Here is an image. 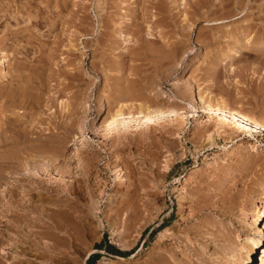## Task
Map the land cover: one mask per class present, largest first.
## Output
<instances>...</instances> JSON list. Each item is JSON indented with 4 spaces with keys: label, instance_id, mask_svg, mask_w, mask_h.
<instances>
[{
    "label": "rangeland",
    "instance_id": "obj_1",
    "mask_svg": "<svg viewBox=\"0 0 264 264\" xmlns=\"http://www.w3.org/2000/svg\"><path fill=\"white\" fill-rule=\"evenodd\" d=\"M188 93L264 122V0H0V264L16 248L22 264L41 263L20 235L36 230L32 209L55 207V165L70 172L62 185L94 169L89 183L104 192L68 264L237 260L264 206V133L199 129V117H218L196 116ZM140 104L190 112L114 143L94 134L107 112L136 115ZM114 205L129 215L107 218Z\"/></svg>",
    "mask_w": 264,
    "mask_h": 264
},
{
    "label": "bare ground",
    "instance_id": "obj_2",
    "mask_svg": "<svg viewBox=\"0 0 264 264\" xmlns=\"http://www.w3.org/2000/svg\"><path fill=\"white\" fill-rule=\"evenodd\" d=\"M49 25H51V24H49ZM170 58H173V57H170ZM168 59H169V57H168ZM168 62H170V60ZM168 62H167V64H169ZM171 64H173V63H171ZM171 64H169V66ZM132 67H133V65H132ZM193 94L192 93H191V95L189 94L190 99L193 102L190 105V110L193 111V113H195L196 116H198V114L200 112L199 110L201 108V109H203V111H205V113L209 112L211 115L218 117L217 119L212 118V120H215L216 123H214L215 121L205 123V121H203V119H201V117H199V119L197 121V124L199 125V129H201V130L204 128L205 129H209V128L212 129L213 126H215L217 124L218 128L224 129V130L222 129L223 131H227V130L231 131V133H229V135H231L233 133L234 134L237 133L239 135L240 133H243L245 131L250 132V131H254V130L257 132L264 133V122L260 121L256 117L250 115L251 113L249 114L246 111H243L241 108L237 109L234 107H229V106L224 105L222 103L214 104L211 101H208V102L203 101V102L199 103V102H197L198 100L196 101V99H197L196 97H198V96L195 97ZM79 97H77V98H79ZM80 102L82 103V101H80ZM144 106H142L141 104L139 105L138 113L136 115H134L132 113H131L132 115L130 113H129V115H125V113H124V107L125 106L123 107V109H122V107L117 108L114 112H111L109 110L110 112L109 113L107 112V116L104 117V119H103V121H104L103 122L104 123L103 128L101 127L102 129L95 130L94 134L95 135L97 134L98 138H102L104 141L108 140L111 142L113 141V143H114L116 138H119V135L123 132L124 133L130 132V131L135 132L134 129H136V128H138V131L144 130L146 128L148 129V127H150V128H151V126L154 127V124H158L161 122L162 119H166L168 117H171V119H166V121L171 122V124L174 121L182 122V120H185L188 117L187 113L190 112L189 110H184L182 107H180V109H178V110L172 109L169 111H162L158 107H156V109H154V108H150L147 105L145 107ZM128 107H129V105H128ZM73 109H74L73 113L78 111V109L76 107ZM192 116L193 115H191V117ZM79 124L81 125V123H79ZM215 128H213V130H215ZM65 129L67 131L69 130V128H65ZM170 129H171V127H170ZM217 131L219 132L221 130L219 129ZM218 132H216V134ZM220 133L222 135V132H220ZM215 136H214V134H212L210 136V138L215 139ZM67 137L69 138L70 136H67ZM82 137H85V133L82 131L80 134L77 135V137H74L76 139V144H75L76 146L79 145L77 140L78 141L82 140L83 139ZM231 137H233V135ZM80 144L84 145L85 143L82 142ZM76 150H78V147L77 148L75 147V149L73 151H76ZM74 154H75V152H74ZM83 154H85V155L87 154L85 152V149L80 151V153H79V155H82V157H81L82 161H83L82 158L84 156ZM65 159H66V157H65ZM91 164H92V162H91ZM62 166H64V167L62 168L61 166L55 165V167H51V172H50V174L52 172H54L56 174V176L59 175L58 177L60 179V182H57V185L55 187V189L59 192V194L57 193L58 198L57 197H56L57 199L55 198L56 199V202L54 205L55 207H49L47 209L45 206V208H41V209L40 208L32 209V210L30 209L31 211H33L37 214L36 217H34V218H36L35 219L36 221L33 220V225H32V227L35 228L36 230H32L33 232L30 233V234L34 233V237L30 234H27V232H26V234L24 233V234L20 235L21 238L24 239L23 242L30 243V245L32 244V246L34 245L35 246L34 248H36L35 251L36 250L40 251L41 263H39V264H66L69 260V254L70 255H71V253L77 254V252H79V250L82 248V246L86 245V243H87L86 238H87V235L90 233V231L88 228L85 227L84 220L92 218V216H91V213L93 210L92 205L99 204V200L97 199L96 193H98V195H99L100 193L103 192V190L100 187H98V190L93 189L92 183L91 184L89 183L90 179L92 177H94V181L97 178L96 175H94V173H93L96 171L94 169L91 170L92 168H89L88 170H85V171L84 170L75 171V172L72 171L73 175H74V173H76L78 176H82L81 177V182H82L81 185H79V184L74 185L71 183H70V185L69 184L68 185L67 184L62 185L61 181L62 180L64 181L65 177H67L70 173V172L65 170V168L67 167L66 165H62ZM107 167H108V169H110L109 164H107ZM121 170L122 169H119V168L117 169V171L119 173L116 172L117 173L115 175L116 178L121 179V176H122ZM98 173H99V170H98ZM119 179H117V180H119ZM99 182H102V181H100V179H99L98 183ZM51 190H52V188H51ZM86 195L88 196L89 202H91L90 203L91 205L90 204H88V205H90L91 207H89L87 210H86V208H84L85 210H83V208H81L77 211L78 207H76L75 204L77 202H79L82 198H84V197L86 198ZM113 197L109 199V204L111 206H112V204H115ZM109 204H107V205H109ZM114 207H115V205H114ZM129 208H127V207H125V208H122V207L121 208H116V207L113 208V207H111L110 211L113 214L111 215V213H109L108 215H106V217L107 218H109V216H110V218H113L116 216L119 217L121 214H125V213L129 215V213H128ZM126 217H127V215H126ZM24 218H26V217H24ZM20 221L22 222V220H20ZM251 224L253 226H255L254 235L252 237H250V239H249L251 241V243L245 249L244 253H242L241 256L237 260L233 261L232 264H253L254 263L253 262V256L255 255L257 250H259L260 254L263 253L262 256H264V245L260 239L261 230L264 229V206L262 209H260L256 213L255 217L252 219ZM27 225H29V224H27ZM126 225L128 226V223ZM25 227H27V226H25ZM97 227H98V225L96 226V228ZM90 228H91V226H90ZM28 230H31V229H28ZM16 231H12V233L14 235H16L17 234V233H15ZM91 248H93V247L91 246ZM16 249H17V251H15L14 254L12 253L14 255V256H11L12 260L10 261V259H9L4 264H22V260L20 259L21 257L18 258L19 256L16 255V252H18V248H16ZM89 250H91L90 247L88 248V251ZM17 254H19V253H17ZM19 255H21V254H19ZM11 257H9V258H11ZM258 258H260V255H258ZM7 259H8V257H7Z\"/></svg>",
    "mask_w": 264,
    "mask_h": 264
},
{
    "label": "trees",
    "instance_id": "obj_3",
    "mask_svg": "<svg viewBox=\"0 0 264 264\" xmlns=\"http://www.w3.org/2000/svg\"><path fill=\"white\" fill-rule=\"evenodd\" d=\"M115 251H117V250H115ZM88 258H89V257H88ZM85 264H91V263L86 262Z\"/></svg>",
    "mask_w": 264,
    "mask_h": 264
}]
</instances>
